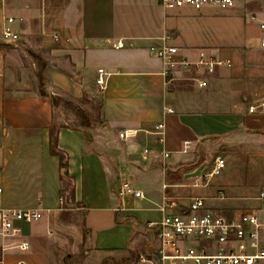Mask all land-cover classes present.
Here are the masks:
<instances>
[{
    "label": "crops",
    "instance_id": "1",
    "mask_svg": "<svg viewBox=\"0 0 264 264\" xmlns=\"http://www.w3.org/2000/svg\"><path fill=\"white\" fill-rule=\"evenodd\" d=\"M74 6V15L51 26L45 19L34 37L23 39L22 24L30 27L41 5L0 0V30L5 16L14 17L21 36L17 44L4 43L2 32L0 39V209H44L40 222L17 223L21 234L0 237L4 264H143L139 257L156 245L147 223L162 218L160 182L171 186V196L204 198L225 216L261 206L264 115L249 107L264 101V30L251 19L264 22V0L201 11L166 10L159 0H81ZM163 48H177L178 58L190 61L204 52L231 66L213 74L169 67L157 54ZM99 70L107 74L105 91L97 84ZM53 99L62 102L56 106ZM67 103L83 119L79 126L68 125L64 113L65 125L56 120L57 107L65 110ZM159 123L166 125L165 145L149 133ZM52 129L68 156L74 190L64 207L66 171L51 154ZM130 130L138 136L119 138ZM218 157L226 161L219 175L185 179L205 162L212 168ZM125 173L129 180L145 176L147 186L138 189L146 199L127 198L117 211ZM23 242L30 244L26 251L16 248Z\"/></svg>",
    "mask_w": 264,
    "mask_h": 264
},
{
    "label": "built area",
    "instance_id": "2",
    "mask_svg": "<svg viewBox=\"0 0 264 264\" xmlns=\"http://www.w3.org/2000/svg\"><path fill=\"white\" fill-rule=\"evenodd\" d=\"M81 1V0H74ZM160 5L166 10H194L201 11L207 8L232 9L244 3L250 4L261 0H159ZM251 19L260 24L264 30V22H260L256 15ZM16 19L5 16L2 25V40L6 44H17L21 40L20 32L16 29ZM264 47V41L262 43ZM119 47L123 44L119 43ZM154 50V49H153ZM179 49L163 48L157 51L165 64L169 67L183 66L192 68L204 74H213L217 68L231 66L230 62H224L215 57H209L202 52L195 61L178 58ZM97 84L101 91L107 88V79L103 70H99ZM172 112V110H169ZM249 113L264 115V101L249 107ZM138 130L123 131L121 140L134 139L138 136ZM150 134L157 137V143L166 144V125L159 123ZM189 146V143L186 144ZM186 152V151H185ZM152 154L150 148L143 152L144 158L149 159ZM164 159L169 158L170 153L162 151ZM226 168V161L216 158L214 166L201 178L210 181ZM170 185H163L164 195L158 205L162 218L157 222H148L147 228L153 231L156 245L151 250L143 253L139 261L143 264H264V191L260 193L262 205L247 208L225 216L208 208L206 199L190 198L182 200L171 196L167 191ZM2 189H0V194ZM117 196L121 202L117 211L124 208L127 198L146 199L145 193L134 187L129 179H120ZM223 197V196H222ZM66 204L63 196L60 197V205ZM44 217L43 206L28 210L0 209V237L14 238L21 234L22 230L17 223L32 224L40 222ZM15 247V246H14ZM23 251L30 248L28 242L16 246ZM6 247L3 248V251ZM0 264H4L0 258ZM19 264H25L20 262Z\"/></svg>",
    "mask_w": 264,
    "mask_h": 264
},
{
    "label": "rangeland",
    "instance_id": "3",
    "mask_svg": "<svg viewBox=\"0 0 264 264\" xmlns=\"http://www.w3.org/2000/svg\"><path fill=\"white\" fill-rule=\"evenodd\" d=\"M37 3L41 5L40 10V17L35 18L33 24L29 25L26 23L22 24V38H28V37H34V33H38L42 29V21L46 19L48 21L47 25L51 26L53 25V22L55 23L60 18L69 17L75 14V6L73 0H37ZM1 30H0V39H1ZM21 41V40H20ZM23 45L27 47L28 44L22 40L21 42ZM99 105V103L97 104ZM66 106V105H65ZM93 113L92 118L94 121H96V125L100 122V111L97 106L93 107ZM64 111V112H63ZM62 113H64L68 120L67 124L70 126H79L82 123V118L79 114H77V110L72 107V105H69L67 103V107L65 110H62L61 108L57 107L56 109V120L61 123V125H65L64 121L62 120ZM129 179L128 173H125ZM259 177H261L262 173L260 172ZM145 176L143 174L137 173L134 180H130L131 184L136 188H142L144 189V186H147V183L145 182ZM264 178V176H263ZM164 183H159V189L161 191L162 186ZM161 194V193H160ZM161 196V195H160ZM108 264H128L124 260H118L114 262H110Z\"/></svg>",
    "mask_w": 264,
    "mask_h": 264
},
{
    "label": "trees",
    "instance_id": "4",
    "mask_svg": "<svg viewBox=\"0 0 264 264\" xmlns=\"http://www.w3.org/2000/svg\"><path fill=\"white\" fill-rule=\"evenodd\" d=\"M40 79H41V87L43 88V77L40 75ZM42 94L44 95L45 93L42 92ZM54 101V105L59 106L62 102L61 99H53ZM50 144H51V154L52 156H56L60 159V168L61 170H65V174L62 176L63 179V187H64V191L62 193V196L65 199V202H71L73 201V197H74V190L71 184L68 183L67 178H68V174H67V169H68V156L63 153L62 151H60L58 149V143H57V137H56V131L55 129L51 130V138H50Z\"/></svg>",
    "mask_w": 264,
    "mask_h": 264
},
{
    "label": "water",
    "instance_id": "5",
    "mask_svg": "<svg viewBox=\"0 0 264 264\" xmlns=\"http://www.w3.org/2000/svg\"><path fill=\"white\" fill-rule=\"evenodd\" d=\"M210 168V163L209 162H205L204 164H202L200 167H198L195 171L185 175V179L190 181V180H195V179H199L201 178L204 173H206ZM181 169H178L176 171H173L171 169L167 170L168 174H171L173 172H179Z\"/></svg>",
    "mask_w": 264,
    "mask_h": 264
}]
</instances>
